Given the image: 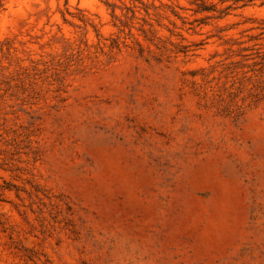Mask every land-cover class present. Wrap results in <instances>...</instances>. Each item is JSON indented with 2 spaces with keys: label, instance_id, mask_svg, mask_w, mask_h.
Segmentation results:
<instances>
[{
  "label": "clouds",
  "instance_id": "obj_1",
  "mask_svg": "<svg viewBox=\"0 0 264 264\" xmlns=\"http://www.w3.org/2000/svg\"><path fill=\"white\" fill-rule=\"evenodd\" d=\"M206 6L214 11H198L193 0H0V77L7 87L15 86L12 78L22 70L49 69L45 83L40 79L34 83L39 99H28L21 111L2 114L0 152L5 155L0 159L6 163L0 166V184L31 191L25 183L31 180L53 192L59 189L96 199L114 196L127 183L129 173L143 166V156L127 142L122 128L123 117L131 111L127 97L135 87L136 108L153 98L152 107L163 105L162 99L151 94L154 74L145 58L157 55L158 46H163L169 70L211 100L216 89L207 81L219 72V68L211 70L224 60L227 46L222 41L250 47V65L256 63L257 53L264 56V0H207ZM202 20L206 22L199 23ZM149 30L151 43L142 35ZM217 32L221 39L216 38ZM112 41H117L118 48L111 47ZM137 46L145 49L144 58L137 57ZM177 47L186 52L176 53ZM53 72H62V85L52 82ZM193 72L210 74L205 80L188 75ZM221 83L230 108L242 121L241 130L264 137V74L245 69L235 80ZM178 111L179 107L169 118L175 121ZM25 114L44 117L43 131L27 141L32 151L43 153L38 160L15 147L23 139L20 130L26 126ZM57 136L60 140L54 143ZM117 136L124 137L123 143ZM246 181L244 177L240 182L245 188ZM28 203L24 193L18 199L15 192L6 191L0 198V216L7 221L0 232V264H79L85 255L88 264H142L139 247L125 246L118 254V234L102 225L93 232L87 253L77 254L67 243L57 245L55 235L41 242L39 233L20 225L17 216ZM241 203L250 201L241 196ZM28 215L35 226V218ZM236 238L246 241V264H264L260 255L264 224L253 227L241 216ZM206 243L202 239L195 247L186 246L181 256L195 264L192 256L204 252Z\"/></svg>",
  "mask_w": 264,
  "mask_h": 264
},
{
  "label": "rangeland",
  "instance_id": "obj_2",
  "mask_svg": "<svg viewBox=\"0 0 264 264\" xmlns=\"http://www.w3.org/2000/svg\"><path fill=\"white\" fill-rule=\"evenodd\" d=\"M206 2L193 0L198 11H214ZM142 35L152 42L150 30L142 31ZM216 38L221 39L219 32ZM222 43L227 46L224 60L211 70L219 68L212 80L207 81L216 89L211 100L169 70L168 52L163 46H158L157 55L144 59L154 74L151 94L162 99L163 105L152 107L153 98L136 108L135 87L127 97L131 111L123 117L122 128L127 133V142L143 156V166L140 171L129 173L127 183L114 196L96 199L59 189L53 192L31 180L25 181L31 191L15 184H0V198L10 191L18 199L24 193L29 201L25 211H17L20 225L38 232L41 242L55 235L57 245L67 243L77 254L88 252L94 240L93 232L102 225L118 234V254L125 246L139 247L142 264H191L186 255L181 256V251L186 246L195 247L202 239L207 242L206 250L192 256L195 264H246L244 255L248 248L244 239L236 238L237 221L242 216L243 222H251L253 227L264 224V137L241 130L242 121L230 108L224 95L227 89L221 81L235 80L245 69L264 74V56L257 53L256 63L250 65L247 63L252 58L248 55L252 52L250 47L235 41ZM111 47L118 48L117 41H112ZM233 47L238 50L232 52ZM174 51L183 53L186 49L177 47ZM136 53L138 58H144L145 49L137 46ZM233 57L239 59L230 62ZM48 71L47 67L38 71L35 66L30 73L22 70L12 78L16 81L14 87H7V81L0 77V119L5 110L21 111L28 99H39L34 83L39 79L45 83ZM62 72H53V83L62 85ZM209 74L188 75L206 80ZM60 90L58 87L57 91ZM177 107L181 111L175 112L173 121L169 117ZM25 115L26 126L20 130L23 139L15 147L17 151L31 152L33 160H38L43 153L32 151L27 141L43 131L44 117ZM53 122L59 124L58 120ZM115 139L124 141V137ZM59 140L57 136L54 143ZM4 155L0 152V157ZM4 163L0 159V166ZM244 177L247 188L240 183ZM241 196H246L250 203L242 204ZM28 213L35 218V226L29 222ZM6 223V218L0 216V232L5 230ZM260 255L264 257V252ZM79 264H88L87 255Z\"/></svg>",
  "mask_w": 264,
  "mask_h": 264
}]
</instances>
